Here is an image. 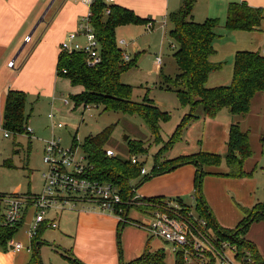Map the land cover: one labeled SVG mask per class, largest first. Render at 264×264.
I'll return each mask as SVG.
<instances>
[{
  "label": "trees",
  "instance_id": "obj_1",
  "mask_svg": "<svg viewBox=\"0 0 264 264\" xmlns=\"http://www.w3.org/2000/svg\"><path fill=\"white\" fill-rule=\"evenodd\" d=\"M195 4L196 0H182V8L179 12L169 17L172 25L169 37L175 43L173 56L179 73L174 79H171L164 75L161 70L160 89L176 93L181 105L185 108L188 107L189 112L183 116L168 142L165 143L162 140L160 123L167 122L170 119L169 114L162 111L153 100L147 97L142 103L134 102L132 100L133 87L121 81V76L135 68L137 64L136 61L126 62L124 60V52L117 42L116 30L118 27L127 25H147L149 19H142L132 11L122 7L107 5L105 0H95L90 6L91 24L100 44V62L90 66L87 63V56L82 52H60L57 74L70 80L73 87L82 89L81 93L72 95L71 99L75 108H81L83 113L85 107L103 106L106 112L114 111L128 115H139L144 119L155 139L165 144L162 150L154 156V171L157 175L175 169L174 166L178 167L181 164L192 163L199 167L201 171H198L195 184L197 209L210 220L209 222L213 223L218 232L227 237H232L242 246L249 248L253 252L256 263L264 264L256 246L251 241L241 238L242 235L244 237L253 222L264 219V206L258 205L254 209L248 210L246 218L235 230H224L220 229L212 220L201 193L202 179L205 176L203 167L218 166L224 157L229 169L227 176L233 178L248 176L244 170V164L253 156V151L248 134L241 130L239 124L234 123L230 128L227 143L228 151L224 157L200 152L189 157L162 160L163 156L181 140L184 131L193 121L201 117L215 118L224 109H227L233 117L245 116L250 111L254 96L264 91V55L250 51H242L236 54L234 77L229 86L217 88L206 86L209 75L223 67L222 63L210 61L216 52L214 43L218 37L216 29L220 26V21L207 19L203 23L195 22L193 19ZM108 8L110 13L105 14V10ZM263 20L264 15L261 8L231 3L228 6L225 27L229 31H254L260 27ZM26 101L27 96L22 92L10 91L8 93L2 124L4 131L13 134L27 132L25 128ZM112 132L113 127H108L96 135L87 136L81 144V148L89 164L94 168L91 174L92 178L114 183L121 189L125 198L131 194L134 187L129 185V181L140 176L143 165H134L131 159L124 161L117 156L107 157L106 145ZM72 141L73 147H75L78 144L77 138L73 137ZM140 149L144 151L142 148ZM138 187L139 185L135 189ZM146 200L156 203L157 200L165 199L151 198ZM127 208L126 205L125 212L128 211ZM22 223L21 221L13 226L0 224V246L5 250L8 249L9 243L14 239ZM125 225L121 222L119 228H123ZM42 230L43 227L32 238L33 243H36L40 238ZM33 250L34 256L37 257L36 247H33ZM73 262L83 264L76 260ZM120 264L126 263L122 261ZM127 264H167L165 251L159 249L151 252L148 242L144 253ZM177 264L182 263L180 261Z\"/></svg>",
  "mask_w": 264,
  "mask_h": 264
},
{
  "label": "crops",
  "instance_id": "obj_2",
  "mask_svg": "<svg viewBox=\"0 0 264 264\" xmlns=\"http://www.w3.org/2000/svg\"><path fill=\"white\" fill-rule=\"evenodd\" d=\"M250 1L251 0H239L232 3L247 4L249 7L264 9V0L259 4ZM109 5L128 9L142 19H149L153 22V27L154 21L151 19L162 18L166 22H169L168 26L170 27V31L172 25L169 21V17L170 15L179 12L182 8V0H114V2ZM199 6V0H196L193 10V19L195 22L197 21V23L201 16ZM89 12L90 3L86 0H0L1 129L4 119L6 98L10 91L22 92L26 94L28 101L34 100V102H38L39 100L40 104L41 102H43V104L47 103L50 107L56 105L59 107V103H57L58 99H60L61 92L65 91L66 87L71 88L74 95L82 92L80 87H73L70 80L58 76L57 65L59 54L61 52V44L68 39V36L71 33L78 31L80 23ZM42 18L43 21H41ZM203 21H201V23ZM163 26L166 27V23H164ZM119 28L120 27L117 29ZM227 31L229 33L225 36H221L222 39H217L214 43L216 52L210 58V61L212 63H222L223 67L219 71L212 72L209 75L206 82L208 88L229 86L232 83L235 68V56L238 52H259L264 55V20L260 27L254 31ZM167 36L169 37V35ZM28 37H31L30 42L26 41V38ZM76 41L85 44V39L83 37L77 38ZM123 43L126 44V41L123 40ZM174 45L175 43L173 42L171 47L173 48ZM261 45H263L262 48H260ZM125 46H127V50L130 47L128 44ZM132 46L134 47L135 52L140 54L138 46L136 44H132ZM121 49L123 50V48ZM123 52L131 59V56L127 51L125 52L123 50ZM11 62L15 63L13 67L9 66V63ZM16 62L19 63L17 69H15ZM162 63L158 64L156 57L154 70L159 71L160 73L162 70ZM257 103L259 106H257L258 109L256 111L255 106ZM62 105L65 109L70 106V104L65 105L63 102ZM53 109L55 110V108ZM76 109L80 110L82 115H84L81 108ZM188 112L189 108L187 107V113ZM51 114L53 113H50L48 117L54 122V129H64L65 125H63L62 128L56 126V124H58L55 122L56 115L53 114L54 117L52 118L50 117ZM234 123L239 124L241 130L248 134L249 143L253 151V156L246 160L244 164V170L246 163H249L250 165L249 170H245L248 176L242 178L227 176L229 169L224 157L228 151L227 143L229 140L230 128ZM27 128L28 126L26 127V131ZM263 129L264 91L259 92L254 96L251 102L250 111L245 116L233 117L227 109H224L215 118L201 117L193 121L185 130L186 135L183 140L181 139L182 141L180 140L181 145L175 155L176 158L189 157L200 152L224 157L218 166L213 165L203 167V170H206L208 177L204 180V187L202 185L201 193L214 223L217 224V220L221 218L216 201L217 193L221 191L215 189L214 192L216 193H212V191L207 188L210 180L230 185V191L225 188L222 197L224 194L226 198H230L235 194L239 202L243 206L248 207L244 209L245 216L239 224L246 218V212L252 210L254 206L256 207L258 205L256 202L251 204L241 201L237 196V193L234 190H231L233 187L231 185L251 182L250 177L256 182L257 176H263L261 187L264 185V163L259 162L264 153ZM58 139L61 142V139ZM171 151L169 153H171ZM170 157L169 159H173ZM259 163L261 164L260 166ZM257 169L259 171H257ZM219 175L222 177H218ZM259 184L260 182L257 181L258 188ZM192 189L195 190L194 182L188 183L182 190L179 192L176 191L174 194L172 193V195H176V193L188 195L191 193ZM143 195H152V193ZM190 197L195 200V191ZM197 210L204 215L199 209ZM31 211V208L26 211L22 220V226L27 225L28 223V227H30L34 214L33 211L32 213ZM63 213L64 211L57 212L52 210L49 212L48 218L54 220L58 224V228L56 229L60 231V247L61 250H64V252L61 253V256L65 259L67 264H75L73 260L80 261V263L83 264H119L118 252L115 245L116 229L119 228L120 223L117 216L111 213L108 214L93 210L87 206L78 205V208L71 212L74 214L73 216H75V225L72 226L71 230L68 229V232H66L64 228L67 227V225L63 223ZM1 215L2 212L0 211V216ZM27 218L30 219L27 221ZM262 220L264 222V219ZM211 224L214 231H218L213 223ZM46 228L47 227H43L40 238L36 243H33L32 239L29 238L27 231L24 233L19 229L20 231L15 234L12 241L22 244V248L19 250L12 248L10 244L12 241L9 243L8 249L6 250L0 246V264H42L39 252L41 248L51 246L50 242L43 238ZM219 228L223 229L220 226ZM241 237L246 239L245 235L244 237ZM148 242L150 245V240L144 242L143 239H139L136 246L134 248L132 247L133 253L128 255V257H131L130 260L124 263L127 264L140 257L144 253V249ZM33 247H36L37 249V257L34 256ZM259 254L264 257L261 253Z\"/></svg>",
  "mask_w": 264,
  "mask_h": 264
},
{
  "label": "rangeland",
  "instance_id": "obj_3",
  "mask_svg": "<svg viewBox=\"0 0 264 264\" xmlns=\"http://www.w3.org/2000/svg\"><path fill=\"white\" fill-rule=\"evenodd\" d=\"M234 1L239 0H199L201 16L199 17L198 23H201L203 20V22H205L207 17V19L219 20L220 27L216 29V34L218 36L217 39H222L221 36H225L229 33L225 29L227 8L229 4ZM251 1L255 4L263 2V0ZM151 20L154 21L153 29H150L146 25H127L117 29L116 38L118 45L131 56V59L126 62L136 61L137 64L135 68L121 76V81L133 87L132 100L134 102L142 103L147 97L153 100L156 106L162 111L169 114L170 119L167 122L160 123V134L162 140L166 143L175 132L183 116L187 113V108L181 105L176 93L160 89L162 77L159 71L154 70L156 57L163 60L162 70L163 74L167 77L174 79L179 73V69L173 56L174 50L171 47L173 40L167 36L169 35V22H166L162 18ZM164 23H166V27L163 26ZM123 40L126 41V44L123 43ZM127 44L130 46L128 50L126 49L127 46H125ZM132 44L138 46L140 54L135 52ZM262 46L263 45H261L260 48H262ZM18 64L19 63L16 62L15 69L18 68ZM72 95H74V92L69 87H66L65 91L61 92L60 99L61 97H65L70 101V106L66 109L63 108L61 100L58 99L59 97L57 98L59 107L57 105L50 107V105L47 103L43 104V102L40 104L39 100L38 102H34V100L26 101L25 128L28 126L33 129L34 135L28 133L13 134L0 128V193L4 195L27 196L42 192L44 183L42 174L46 171L42 150L45 144L52 140L54 136L57 139H61L63 147L78 148L79 153H83L81 144L87 136L96 135L108 127H113V132L106 145V149L114 150L116 156L124 161H128L131 157L137 156L139 162L148 172V174L143 177H141L140 172V177L130 180L129 185H135L134 188L139 185L137 193L147 199L163 198L165 200L162 201H166V199L176 200L179 201L178 203L180 206L187 204L193 211H196L197 201L190 197L195 190L192 189L191 193L188 195H181L179 193L172 195V193L174 194L176 191L179 192L188 183L194 182V184H196L198 171H201L199 167L189 163L157 175L154 171V156L162 150L165 144L155 139L142 117L114 111L106 112L103 106L85 107L84 115H82L80 110L75 108L71 99ZM257 106H259L258 103L255 106L256 111L258 109ZM53 108H55V110ZM50 113L56 115L55 122L65 125L64 129H54V122L48 117ZM262 132L264 137V129ZM5 133L9 134V136L5 137ZM185 135L186 131H184L182 135V140L185 138ZM73 137H76L78 140V144L75 147H73ZM125 137H128V139L125 140ZM181 141L171 149V153L168 152L163 156L162 160H171L169 159L170 156L176 159L175 155L180 148ZM140 148L144 151H141ZM259 162L264 163V153ZM260 163L259 166L261 165ZM249 166V163H246L245 170H249ZM203 171L205 172V176H203L202 179V185L204 187V180L208 177V174L206 170ZM257 171L259 170L257 169ZM218 177L222 176L219 175ZM250 180L251 182L245 184L236 183L235 185H231L233 186L231 190H234L241 201L245 203L253 204L256 202L258 205L264 206V185L261 187L263 176H257V181L260 182L259 188L257 181L255 182L251 177ZM229 186L230 185L226 183L223 184L215 180H210L207 188L210 189L212 193H216L214 192L215 189L221 191L217 193L216 200L220 211L219 214L221 215V218L217 220V224L223 229L235 230L239 222L245 216L244 209L248 207L243 206L235 194L230 198H226L224 194L222 197L225 188L228 190L230 189ZM148 193H152V195H143ZM127 196H125V198L123 197L125 199V204L128 206V211H126L127 219L122 222L126 225L123 228H117L115 236L118 263L120 264L122 261L128 262L131 258L128 257V255L133 253L132 247L134 248L136 246L139 239H143L144 242L150 240L151 243L149 248L151 252L164 249L167 264H177V258L171 252V246L163 243L159 239L152 238L141 225H146L147 218L145 213L151 206L147 204V201L143 204L131 202L129 201L131 194L128 196L129 198ZM156 202L160 203L159 200ZM2 204L4 205V201L1 200V212L4 211ZM126 205L122 208L123 211H125ZM71 212H73V210L66 208L62 216L63 223L67 225V227L64 228L66 232H68V229L71 230L72 226L75 225V216H73L74 214ZM34 217L35 215L33 214V218ZM205 218L210 221L206 216ZM29 219L30 218H27V221ZM28 225V223L27 225H23L20 228L21 232L23 231L25 233L29 231L30 227H28ZM238 236L240 237V235ZM245 237L255 244L258 253L264 256L263 220L253 222L246 232ZM43 238L48 240L51 246L41 248L39 253L42 264H67L65 259L61 256L64 250H61L60 247V231L46 228Z\"/></svg>",
  "mask_w": 264,
  "mask_h": 264
},
{
  "label": "built area",
  "instance_id": "obj_4",
  "mask_svg": "<svg viewBox=\"0 0 264 264\" xmlns=\"http://www.w3.org/2000/svg\"><path fill=\"white\" fill-rule=\"evenodd\" d=\"M91 4L95 0H86ZM109 5L114 0H105ZM109 8L105 14H109ZM91 11L82 20L78 31L71 33L68 39L60 46L61 52H82L87 56V63L94 66L100 62V44L91 24ZM147 26L152 29L153 22ZM83 37L85 44L77 42V38ZM27 42L31 37L26 38ZM264 54V53H263ZM124 60L130 57L124 54ZM161 64L162 59L157 58ZM14 62L9 63L10 67ZM65 105H69L68 98L61 97ZM89 108V107H87ZM50 117H54L53 114ZM62 128L63 124H56ZM27 132L33 135V129L27 128ZM9 134L5 133V137ZM43 162L46 171L43 173V189L39 194L19 196L4 195L0 193V201H4V211L0 216L2 226H13L20 223L28 209H33V218L30 229L27 231L29 238H33L38 230L45 226L56 229L58 224L48 218L50 211L63 212L66 208L75 210L78 205L90 207L105 213H111L118 217L120 222L126 221V212L123 211L125 200L121 189L111 182L93 179V166L89 164L84 153H79L78 148H65L59 139L48 141L42 151ZM108 157H115L112 149H107ZM134 165H141L137 156L131 157ZM147 170L142 167L141 176L147 175ZM194 198V197H193ZM194 200V199H193ZM129 201L143 204L145 197L137 193L133 187ZM151 206L147 210L146 225L141 224L152 238L159 239L171 246V252L176 256L177 262L182 264H257L253 252L242 246L240 242L227 237L221 232L214 231L210 222L197 209L179 201L167 200L160 203L149 202ZM242 238V237H241ZM11 247L21 249L22 244L11 242ZM264 261V257L261 256Z\"/></svg>",
  "mask_w": 264,
  "mask_h": 264
},
{
  "label": "water",
  "instance_id": "obj_5",
  "mask_svg": "<svg viewBox=\"0 0 264 264\" xmlns=\"http://www.w3.org/2000/svg\"><path fill=\"white\" fill-rule=\"evenodd\" d=\"M41 21H43V18L41 19ZM128 139V137H125V140H127ZM182 165H184V164H181L180 166H182ZM173 168H176V166H174Z\"/></svg>",
  "mask_w": 264,
  "mask_h": 264
}]
</instances>
